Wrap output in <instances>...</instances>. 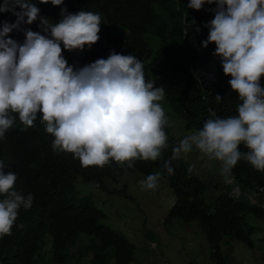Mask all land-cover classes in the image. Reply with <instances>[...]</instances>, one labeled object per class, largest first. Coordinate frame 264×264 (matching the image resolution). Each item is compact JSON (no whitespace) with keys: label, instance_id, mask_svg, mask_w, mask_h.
Wrapping results in <instances>:
<instances>
[{"label":"trees","instance_id":"trees-1","mask_svg":"<svg viewBox=\"0 0 264 264\" xmlns=\"http://www.w3.org/2000/svg\"><path fill=\"white\" fill-rule=\"evenodd\" d=\"M32 3L51 23L61 19L62 8L68 13H98L100 39L83 51L64 50L68 64L83 67L106 59L113 51L135 56L144 64L145 78L153 80L156 87H164L163 108L169 107L170 115L183 122L186 132L201 128L209 118V109L221 118L238 115L241 101L230 88V77L224 75L220 58L213 56L215 44L204 48L201 43L209 32L205 25L214 16L193 17L175 0H63L60 6L39 0ZM15 19L10 12L0 13V23ZM28 28L45 34L38 18L9 35L23 43V29ZM261 84L264 86V78ZM217 94L222 101H216ZM13 115L17 117L16 129L5 143L0 142V161L5 172L16 175L15 190L25 198L32 194L34 199L30 209H19L11 235L0 237V264H81L87 258L90 263L86 264H132L133 243L101 222L104 212L92 197L77 195L76 183L104 189L105 182L121 169H130L143 179L160 171L171 147L179 141L170 121L165 128L168 147L157 161L136 160L132 167L114 161L103 167H83L71 153L53 151L54 137L46 133L40 114L32 127L24 126L18 114ZM240 149L247 150L243 145ZM172 167L173 174L165 173L159 181L167 180L177 197L166 223L175 219L197 223L211 244V264H229L222 245L225 237L250 248L256 245V234L262 233L260 239L264 240V228L251 223H264V172L241 159L232 170V185L218 188L219 194L210 204L205 200L210 183L189 173L183 157L173 161ZM233 188L240 191L238 196L231 195ZM262 258L264 261V251Z\"/></svg>","mask_w":264,"mask_h":264},{"label":"clouds","instance_id":"clouds-1","mask_svg":"<svg viewBox=\"0 0 264 264\" xmlns=\"http://www.w3.org/2000/svg\"><path fill=\"white\" fill-rule=\"evenodd\" d=\"M191 16H214L202 46L215 44L225 76L241 103L236 116L218 117L209 109L201 128L190 131L171 147L160 171L140 181L155 190L165 173L173 174V161L197 150L220 162V173L231 182L232 170L243 159L264 172V0H175ZM60 6L63 0H39ZM19 9V10H17ZM10 12L15 22L0 23V142L5 143L19 121L34 126L38 114L45 131L54 137L53 151L71 153L83 167H103L114 161H157L168 147L165 128L169 118L161 104L163 86L145 78L144 64L135 56L110 52L83 67L70 66L63 51L91 48L100 39L101 16L81 10L51 23L40 16L32 0H3L0 13ZM39 18L45 34L23 29L20 43L10 37L22 24ZM63 45V48L61 47ZM217 102L222 101L216 95ZM243 145L246 151H241ZM3 160V158H1ZM194 165L189 166L191 173ZM0 161V237L11 235L21 207L30 209L33 195L25 198L14 188L17 177L4 171ZM23 227V225H19Z\"/></svg>","mask_w":264,"mask_h":264},{"label":"rangeland","instance_id":"rangeland-1","mask_svg":"<svg viewBox=\"0 0 264 264\" xmlns=\"http://www.w3.org/2000/svg\"><path fill=\"white\" fill-rule=\"evenodd\" d=\"M216 69H219L218 64ZM164 110L174 136L178 140L182 139L189 133L184 130L183 122L170 115L168 106H164ZM183 159L188 168L195 166L192 173L196 177L210 183L205 195L206 202H214L215 196L219 194L218 188L232 185V179L231 182H225L221 175L219 161H210L195 149L184 155ZM142 180L141 176L130 169H121L112 180L105 182L104 189L78 181L76 192L79 197H92L105 214L101 222L133 243L135 253L132 264H211V244L197 223H185L180 219L166 223L177 200L169 182H159L155 190H145L139 183ZM239 194L237 188L232 189V196ZM210 207L214 208L213 205ZM251 223L264 228V223ZM262 237V233L255 235L254 248L225 237L222 245L229 264H264ZM86 263H90L89 258L81 264Z\"/></svg>","mask_w":264,"mask_h":264}]
</instances>
